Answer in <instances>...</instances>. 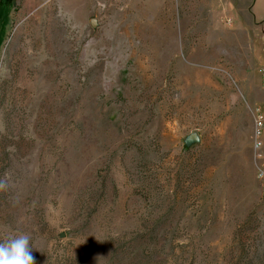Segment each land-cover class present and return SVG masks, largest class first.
<instances>
[{
  "label": "rangeland",
  "instance_id": "rangeland-1",
  "mask_svg": "<svg viewBox=\"0 0 264 264\" xmlns=\"http://www.w3.org/2000/svg\"><path fill=\"white\" fill-rule=\"evenodd\" d=\"M241 2L0 0V241L264 264V11Z\"/></svg>",
  "mask_w": 264,
  "mask_h": 264
},
{
  "label": "clouds",
  "instance_id": "clouds-1",
  "mask_svg": "<svg viewBox=\"0 0 264 264\" xmlns=\"http://www.w3.org/2000/svg\"><path fill=\"white\" fill-rule=\"evenodd\" d=\"M7 190V185L0 181V191ZM31 237L21 233L0 241V264H35L31 254Z\"/></svg>",
  "mask_w": 264,
  "mask_h": 264
},
{
  "label": "built area",
  "instance_id": "built-area-1",
  "mask_svg": "<svg viewBox=\"0 0 264 264\" xmlns=\"http://www.w3.org/2000/svg\"><path fill=\"white\" fill-rule=\"evenodd\" d=\"M257 126H256V137L258 135V133H260V126L262 124V115L259 114L257 116ZM261 141L257 138L255 139L254 145H255V157L257 159V163H256V175L259 178L264 179V165L261 164L260 162H258L259 160H261V154L257 153L258 147H260Z\"/></svg>",
  "mask_w": 264,
  "mask_h": 264
},
{
  "label": "crops",
  "instance_id": "crops-1",
  "mask_svg": "<svg viewBox=\"0 0 264 264\" xmlns=\"http://www.w3.org/2000/svg\"><path fill=\"white\" fill-rule=\"evenodd\" d=\"M249 1V3H248ZM242 4H252L253 7V12L257 13L259 11H264V0H242L241 2ZM261 17H264V13H261L259 15V18L261 19Z\"/></svg>",
  "mask_w": 264,
  "mask_h": 264
},
{
  "label": "water",
  "instance_id": "water-1",
  "mask_svg": "<svg viewBox=\"0 0 264 264\" xmlns=\"http://www.w3.org/2000/svg\"><path fill=\"white\" fill-rule=\"evenodd\" d=\"M91 24L94 25L96 23V18H91L90 20ZM190 139H198L197 135L194 133L193 137H191Z\"/></svg>",
  "mask_w": 264,
  "mask_h": 264
}]
</instances>
